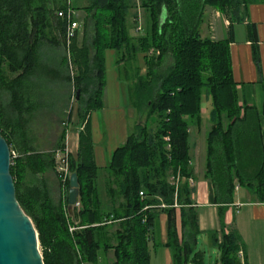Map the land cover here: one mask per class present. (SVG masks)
<instances>
[{
    "label": "trees",
    "instance_id": "1",
    "mask_svg": "<svg viewBox=\"0 0 264 264\" xmlns=\"http://www.w3.org/2000/svg\"><path fill=\"white\" fill-rule=\"evenodd\" d=\"M133 1L89 0L83 10L89 12L94 32L92 36L89 29L84 31L79 41L80 31L67 38V0H0V134L11 152L20 155L12 160L11 174L18 202L38 233L44 264H98L101 254L111 251L112 264H150V243L161 213L168 219L165 246L172 251L173 264H207L199 249L202 233L191 200L195 188L189 185L195 178L189 131L202 127L204 102L209 104L211 125L205 178L212 182L215 202L221 207L220 229L208 236L219 255L216 264H244L238 257L241 237L227 230L224 212L234 203L237 187L264 202L260 116L254 106L240 104L231 38L202 39L200 26L205 9L213 8L229 19L232 36L233 25L243 22L250 0H141L145 29L135 40L129 28L130 12L136 9ZM164 8L168 15L163 21ZM74 9L80 10L76 5ZM62 12L64 17L59 16ZM249 30L257 44L255 26ZM51 46L63 48L62 66L73 84L83 126L78 155L70 156L81 204L79 210L74 208L78 222L74 233L69 232L63 206L53 203L44 184H34L35 176L55 168V155L34 148L26 121L34 114L33 106L23 108L35 94L34 79L44 72ZM151 49L159 51L158 57L149 58ZM107 50L122 52L120 59L126 61L145 56L147 74L142 76L138 69L130 100L147 120L153 115L158 119L155 129L139 125L114 152L106 167L112 203L101 198V170L95 163L90 129L91 114L103 107ZM254 60L261 73L257 50ZM66 136L64 128L56 149L65 150ZM178 174L176 187L170 179ZM29 177L32 183L26 185ZM62 184L69 192L70 181ZM163 204L167 207L161 208Z\"/></svg>",
    "mask_w": 264,
    "mask_h": 264
},
{
    "label": "crops",
    "instance_id": "2",
    "mask_svg": "<svg viewBox=\"0 0 264 264\" xmlns=\"http://www.w3.org/2000/svg\"><path fill=\"white\" fill-rule=\"evenodd\" d=\"M83 4L85 7L89 6V0H76L75 5L77 7ZM143 11L144 27L141 30L137 27L136 23L138 22L135 21L137 9H133L130 12L129 28L130 35L134 40L145 29L146 12L144 9ZM82 12L86 13V25L84 24L83 30L89 29V33L91 34L92 29H94L92 27V19L89 17L87 10ZM167 15L166 8H164L161 17L163 21ZM138 16L143 17V14L139 13ZM252 25L256 28L257 44L252 40V34L249 30ZM229 26L230 21L224 14L207 7L200 26V35L202 39L208 38L212 41L231 38L230 56L232 74L237 84L238 97L240 93H242L243 97V100L239 99V101L240 104L256 108L260 116L261 135L264 145V0H250L243 15V22H236L233 25L232 36H230ZM239 31H242L239 35L240 38L238 37ZM56 47H49L51 49L48 52L49 62L46 64L44 72L41 75H36L34 79L37 86L35 94L29 100H25L23 108L27 109L31 105L33 106L31 112L34 114L26 120L30 130L34 128L32 123L38 119V121L43 123L42 128L45 129L63 125L64 123H67L69 128L72 125L76 126V131L71 132V134H68V128L66 136V149L71 157L76 158L79 150V135L83 130V126L79 119V104L78 102L72 103L73 84L68 79L66 68L62 66L63 48ZM256 50L259 54L261 73L258 71L254 60ZM150 52L149 58L156 57L155 49H151ZM121 55L122 52L115 50H107L105 52L106 85L103 93V107L100 110L94 111L90 117L95 163L100 168V174L102 175L99 181V189L100 191L103 190L104 197L101 198L104 202L110 203H112V200L109 196L110 190L107 185L109 173L106 167L110 164L114 152L125 145L128 137L137 132L140 125V119L138 118L140 114H138V111L131 104L130 86L133 79L137 78L139 67H142L140 61H143L145 65V56L143 54H139L134 61L121 60ZM166 61L170 63V57H167ZM146 74L141 71L142 76ZM207 110L209 117L210 109L207 107ZM201 128L192 126L189 131V141L193 140L194 148L198 149L200 155L201 153H205V160L203 162L198 154L192 156L190 153L195 178H192L193 183L189 180V185L195 188L191 200L193 207L198 212V225L202 233L200 238H202L204 243L208 242L211 246L208 233L220 229L219 208L221 207L215 202V190L212 182L205 178L206 137L211 129V125L209 126V131L204 132L202 139L205 149L204 146L202 149V146L195 141V135L201 133ZM41 153L45 152L41 151ZM49 172L54 173L52 170ZM49 172L35 176L34 184L39 186L44 184V188L48 191L53 203L59 205L61 192L60 189L57 194L53 192L47 179ZM54 176L58 182L56 175ZM31 183L29 177L26 180V185H30ZM224 221L227 230H235L241 237L244 264H264V202L257 201L248 189L237 187L234 203L225 209ZM167 227V215L161 213L158 226L155 230L157 233L155 235L156 238H153L154 240L151 242L150 247H154V242H157L159 244L158 249L163 254V258L167 260V264H173L172 251L165 246L167 243ZM102 256L104 259L102 264H112L114 261L113 251L108 254H102Z\"/></svg>",
    "mask_w": 264,
    "mask_h": 264
},
{
    "label": "water",
    "instance_id": "3",
    "mask_svg": "<svg viewBox=\"0 0 264 264\" xmlns=\"http://www.w3.org/2000/svg\"><path fill=\"white\" fill-rule=\"evenodd\" d=\"M11 167V149L0 134V264H44L36 228L18 202ZM79 196L78 175L73 173L68 195L70 215L79 202Z\"/></svg>",
    "mask_w": 264,
    "mask_h": 264
},
{
    "label": "rangeland",
    "instance_id": "4",
    "mask_svg": "<svg viewBox=\"0 0 264 264\" xmlns=\"http://www.w3.org/2000/svg\"><path fill=\"white\" fill-rule=\"evenodd\" d=\"M133 2L136 6L135 8L137 9V16L135 18V21L138 22V23H136L137 27L139 28L141 26V28H142V27H144V25H143L144 24V11H143V8L141 7L142 2H141V0H136V1L134 0ZM75 3H76V0L73 1V6H72L73 9H74ZM84 7H85V5L83 4V5L79 6L80 10L74 9L75 19L80 24V29H79L80 33L78 36L79 41H81L83 39V35H84L83 27H84V24H86L85 23L86 13L82 12V11H84L83 10ZM211 9H213V8H211ZM139 13L143 14V17L138 16ZM81 30H83V31L81 32ZM93 32L94 31L92 29L90 35L93 36ZM241 32L242 31H239L238 37L241 34ZM92 36H90V37H92ZM149 53H151V52H149ZM149 53H148V56H150ZM156 53H157V50H156ZM156 57H158L157 54H156ZM140 64L142 67H139V70L143 71L144 74H146L147 68L144 65L143 61H140ZM239 99L241 101L243 100L242 93L239 94ZM75 102H77V99L75 97V91H74V95L72 97V103H75ZM207 107L209 108V104L207 102H204L203 108H202L203 109L202 118L204 121V123H203L204 125H202L203 127L201 128V131H200L201 133H199L198 135H195V137H196L195 141H197V143H199V145L202 146V149H203V146L205 149V144L202 140L204 137V132L209 131V126H210ZM138 114H139V112H138ZM138 118L140 119V126L143 125L148 129H151V128L155 129L157 127V122H158L157 115H153L150 119L147 120L145 114L144 115L140 114V116ZM38 120L32 123L34 125V128H31V131H30V138H31L32 145L39 152H41V151L45 152V153L53 152L54 155H56V153L58 151H62L61 149H56L57 148L56 143L59 142L63 129L69 128L68 124L66 123V124L59 125V126H56L53 128L45 129V128H42L43 123L41 121H38ZM76 128H77L76 126H73V125L70 126V128L68 129V134H71V132L72 133L75 132ZM192 141L193 140L191 139L190 140V147H191L190 153H191V155L194 156L195 154H198V156L201 158V161L203 162L205 160V153H203V154L201 153V155H200V152H198V149L196 150V148H194ZM204 152H205V150H204ZM19 156H20L19 153L16 152V155L14 157H12V160H16ZM70 156L71 155H69V153H68L67 158L69 161H70ZM61 165H62L61 161L56 160V158H55V168L52 169V171L54 173L49 172L51 170L50 169V170H46L45 172H43V174H45L46 172L47 173L49 172V176L47 177V179H48V182L51 185L52 190L55 194H57L59 189H60L61 201H60L59 205L63 206V208L66 212V215L69 217V222H70L69 223V232L74 233L78 230L77 229V226H78L77 223L78 222L74 220V211H73L72 215H70V213L68 212V204H67L66 200H67V197L69 195V192L67 191L65 185L62 184L63 182H61L62 180L60 179V175L58 172L59 167H61ZM54 175H56L58 182L55 180ZM100 194H101V197L103 198L104 197L103 190L100 191ZM74 208H77V210H79L81 208L80 196H79V202ZM156 234L157 233L155 231L154 235H156ZM199 249L205 253V259H206L207 264H216L217 259H218L217 251L212 249V247L209 245L208 242L204 243L202 238H200V241H199ZM149 251H150V264H167V260L165 258H163V254L159 251L158 247L155 248V247L151 246ZM103 260L104 259H103V256L101 254V257H100L98 264H102ZM114 261H115V256H114ZM114 261L112 263H114Z\"/></svg>",
    "mask_w": 264,
    "mask_h": 264
},
{
    "label": "built area",
    "instance_id": "5",
    "mask_svg": "<svg viewBox=\"0 0 264 264\" xmlns=\"http://www.w3.org/2000/svg\"><path fill=\"white\" fill-rule=\"evenodd\" d=\"M73 1L74 0H67V12H66V17L68 19V29H67V38L69 40H71L73 37H75L76 33L79 31L80 29V24L76 21L75 19V11L73 9ZM136 1V0H135ZM60 17H64L65 14L59 13ZM139 30H141V26L139 27ZM157 55H159V52L157 51L156 53ZM12 157H14L16 155V152H11ZM68 155V151L67 149L63 150V151H58L55 155L56 160L61 161L62 165L61 167H59V175H60V179L62 180V182L65 184L66 182L70 181V178L72 176V173L70 171V161L67 158ZM180 181V176L179 174L175 177L171 178V183L174 184L176 187L178 186ZM190 182L193 183V180L190 179ZM143 196V194H141ZM161 208H166V205H161ZM175 207H178L177 204H175ZM238 257L240 258L241 262L244 263V252L243 250H240L238 253Z\"/></svg>",
    "mask_w": 264,
    "mask_h": 264
},
{
    "label": "bare ground",
    "instance_id": "6",
    "mask_svg": "<svg viewBox=\"0 0 264 264\" xmlns=\"http://www.w3.org/2000/svg\"><path fill=\"white\" fill-rule=\"evenodd\" d=\"M142 194V193H141Z\"/></svg>",
    "mask_w": 264,
    "mask_h": 264
}]
</instances>
